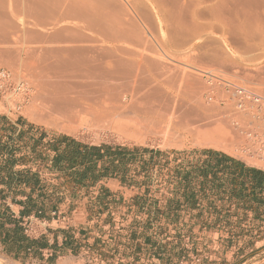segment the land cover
Masks as SVG:
<instances>
[{
    "label": "rangeland",
    "instance_id": "374dc122",
    "mask_svg": "<svg viewBox=\"0 0 264 264\" xmlns=\"http://www.w3.org/2000/svg\"><path fill=\"white\" fill-rule=\"evenodd\" d=\"M84 1L86 0H82V1L79 0L81 4L85 3ZM93 1L96 2V0ZM93 1L89 3L86 1L85 3L86 6L81 5L79 3L80 5L78 7L80 8L83 6L82 9H85V7L89 6V9L86 8L88 10H91L90 8L92 7L96 8L95 6L97 4H100L97 5V7L99 6L108 7V9L105 7L106 10L104 7H103L104 9L99 7L100 9L97 8L95 10L92 8L91 10L92 15L90 14V16H88L85 14L86 17L87 16L89 17V18L87 17L88 19H90L91 17L93 19V16L95 17L94 14L97 13L96 14L97 17L93 19L94 22L96 23V20L98 21L100 19L104 24H102L100 20L99 23L97 22L96 24L101 23L100 25H102L103 27V25L105 26L106 22L110 24V22L112 21L113 22V24L111 22L112 26L114 25V23H116V26L114 25L113 26L114 28L113 30L111 29V31L115 32L114 29L119 28L118 25L120 20L125 19V21H127L129 19L130 21V19L132 18L133 20L135 19L134 21L132 20L133 23L136 22L137 24L139 23L140 25L139 26L135 23V28H134L135 30L132 27V32L138 30L135 32L136 34L141 30L138 29V27L136 26H139V28L141 27L142 30L144 31V34L142 33L143 31L142 32L140 31L142 36V37L140 36V40L142 42L145 39L144 37H147L146 38L147 41L145 39V41H143L145 42L144 44L143 42L140 43L143 44L144 46L152 45L149 46L148 49L147 46L146 48L144 46L138 48V46H136L137 44L135 45L136 40L137 39L139 40L140 33L138 34V38H137V35L135 36L134 32L133 33L131 32L133 35H130L131 39H129L130 37L128 34L129 32L128 33L124 32L126 35L122 33L123 31H120V29L116 30L118 31L116 33L113 32L114 35L116 34L117 36H121L122 38H124V36L128 37L127 38L128 40L125 39L127 42L122 39L123 41H125V43L123 44V48L124 50L130 53H132L133 51L135 53V54L129 53L130 55L126 56V58L129 59L128 61H131L132 63H134V65L139 64L141 67L144 65L143 67L146 70L147 68L150 69V71H152V69H155L157 71V72L154 71L155 73H157L156 75H160L158 72H160L161 69H162L161 71L162 74L163 69L165 70L168 67L167 68L168 70L171 66L173 70L172 69L168 70V72L170 73L169 78L171 77V75L173 76L179 75L181 77L182 76L181 74H185L186 72L187 73L190 72V74H192L191 76L196 77V78L194 77V79H197L198 82L195 80V82L193 83L197 82L194 85L196 86L198 84L197 87L199 89L195 86H192V88L191 86L190 88L185 87L186 84L184 85V82L182 81H179V85H176V83H174V85L170 84L174 88L172 89V87L169 86L168 89L171 90L176 96L178 95L177 96L178 98L181 97L185 100L187 99L190 100L192 99L191 97L192 92H197L194 91L195 88L196 90L200 91V89L203 86L205 87V85L207 84L216 87L217 89H219V92L218 91L215 92L211 96V98H209V101H208L209 96H207L206 98L204 96L205 99H203V101L205 105L208 106L209 103V107H210L213 106V104L216 105L215 103H217L223 110L226 109L230 111L233 110L232 113L235 116H241L248 120H250V117L253 116L252 114H255L257 112L256 110L254 111L253 109L255 108H252L251 106L247 108L245 111H242L240 109L242 105L239 106L237 102L232 100L231 95L226 94L225 88H223V83L224 81H227L239 87L243 86L242 88L250 90L251 92L264 97V52L249 53L247 55V53L245 54L243 49L241 48L242 44H240V42L242 40L239 37L237 38L238 40H236L234 35L232 36L231 34L222 37L218 32L211 33L210 31L205 29V25L203 23H205L206 19L209 17L206 11H203L201 13L202 21H200L199 23L201 25L200 29L196 28V31H194L195 29L194 28H193L194 30L192 29L193 23L188 24V26L191 27V29L193 30L192 31L191 29L187 30L188 28L187 25L185 24L184 27L185 26L186 27L185 28L182 27L183 26L182 23H184V21L182 22L183 19L182 20L180 19L179 16L181 15L179 12L180 10L176 5H174L177 4L176 2L182 3L183 1L186 0H176V1L175 0H150V1L145 0V6L147 5V3L149 4L147 5V7L149 8L144 6L145 10L147 9L145 13L148 14V17L150 15V17L147 19L141 18L142 15L138 14L135 8L132 7L133 6L131 5L132 2L131 4H129L126 0H106V1L97 0L98 3L97 4L94 3L95 5L93 6L92 4H90L93 3ZM164 1L165 3H163ZM167 2L171 4H168ZM101 3L105 5H102ZM172 5L174 7H172ZM156 7H160V10L157 11L156 9L158 8ZM227 7H228L227 11L224 12L225 18L232 19L235 18L234 17L235 14H238V16L242 20L244 19L253 20L254 17L256 18V15L263 16L264 0H228ZM104 10L106 14H107L106 11L108 10L109 12L111 11L110 14H112V16L115 17L114 18L115 22L112 16H110L111 21H106L107 17H105L104 20L105 22H103L102 19L104 18L103 16H105V13H103L102 11ZM122 10H124V12H122ZM92 12L95 13L93 14ZM182 14L183 16H181V18H183L185 15L184 13ZM101 17L103 18L101 19ZM164 17L167 19V21L165 20L166 25H162V23L164 24ZM188 17L189 16H187V18ZM187 18H186L187 21H185L186 23L189 22ZM108 19L110 18L108 17L107 20ZM162 20L163 22H161ZM178 20L180 23L181 22L182 23L181 24L179 23L180 24L179 26L176 25V30H175V26L173 28L172 25H174L175 23L177 24ZM160 23L162 26L160 25ZM107 25L108 24H106V26L103 28L105 29V31L106 29L109 28L107 30L108 32L107 31L106 32L112 33L111 31L109 32L111 25L110 26ZM148 26L151 29V31L148 30L149 29ZM165 26L167 27L170 26L169 27L170 32L169 31H168L169 33L166 32L168 36H166V33H164V31H167L169 28ZM102 27H100L101 29L99 28V30H101L100 32L103 34L105 31L102 32V30H104ZM156 29L160 31L159 32L160 34L158 32H155ZM177 29L183 32H175V31H179ZM190 30L192 32H190ZM188 31H189L188 34L190 33L192 34L191 36H189V38L187 34ZM171 32L172 33L174 32L173 35H171L173 38L170 36ZM177 33L180 34L185 33L183 34V36L186 35V37H183L181 35H179L180 37L178 35H174ZM157 35H159L160 37L158 38ZM132 36L136 39H134ZM14 37H18L19 38L18 41L23 43L26 37H28V35H25L24 31H20L16 33ZM22 37L24 38V40L21 39ZM132 38L133 41L135 42H128V41H132ZM148 38L150 39V41L148 40ZM166 38L167 41L165 40ZM184 39L189 40L190 42L189 45L193 46L192 48L194 51L182 52L181 49L178 50L181 43L183 42V41L181 42V40ZM173 40L175 41V44L177 43V46L173 44ZM156 41L158 44L156 43ZM226 41L230 46H226ZM168 42L172 43L173 45L169 44ZM185 42L188 41L184 40V43L181 46H183ZM140 43H138V45ZM164 43H167L169 46L172 45L171 46L172 48L169 47L168 45L166 46ZM133 44L135 46H133ZM163 44L165 47L163 46ZM131 46H132L131 50L127 49L130 48ZM173 46L175 47V49ZM201 47L203 48L201 49ZM232 47L236 48L238 52H234L233 50H230ZM134 49H136V51ZM196 49L198 51L200 50V52H198ZM201 50L203 52H201ZM197 52L199 54H194ZM137 53L138 54L141 53V54L138 55ZM201 54L204 56V57L202 56V60L199 59L196 61L197 57L201 58L200 57ZM192 58L193 60H191ZM140 60L141 62H139ZM159 60L160 62H158ZM149 61H151L152 63L156 62L157 64L153 63L154 65H150ZM228 64L229 65L231 64V66H229ZM13 67L16 68L14 69ZM160 67H164V68H160ZM156 68L157 69L160 68L159 69L160 71L157 70ZM177 68L179 69L182 68V69L179 70ZM3 70H5L7 73L15 77L22 78V80L26 83L27 87H29V89L31 88V90L33 89V96H37L38 92L40 91L38 86L39 82H37L38 80H36L34 76L36 73H37L36 75H38V70H31L34 73L36 71V73L34 74L33 72L30 71V69H28L29 72L27 70L24 71L25 70L24 67L21 66L17 67L14 65L6 64L5 62L3 63L1 61L0 71ZM171 70L172 72L175 70L174 73L171 74ZM154 72L152 71L153 74ZM180 72L182 73L179 74ZM29 73L32 75H30ZM168 74L166 75L168 76ZM207 74H212L213 76H215V78H209ZM166 79H168V77ZM181 82L184 86L181 84ZM211 82L213 85L211 84ZM199 83H201L200 85H202V87L199 86ZM179 86L183 88L181 89L179 88ZM204 87L202 88L201 92H203ZM184 90H189V92L185 91V93L182 94ZM190 90L192 91L191 93ZM180 91L183 92L180 93ZM187 93H189L190 95L188 96ZM217 93L218 94L223 93V94L219 96L217 95ZM28 100L30 101V99L27 98L25 102L19 103L15 98H13L11 93L8 92L5 87L3 88V85L2 87L0 86L1 143L4 145L9 143L13 146H19L21 148L20 149L21 151L19 153H21L22 155H20V157H16V159L18 160L20 158H25L24 162L20 163L19 165H31L32 167L41 166L42 172L44 171V173H46L44 175L45 179L49 180L47 182V184L49 185H47L44 189L46 191L45 192L46 197H44L42 202L43 205L46 204V210L43 212L44 214L42 215V218L47 220L49 227L47 228L46 233L43 236L39 237L38 239L28 237L25 234V232H24V236L30 240L35 241V240H46L48 236H51L55 233L58 236L62 237L65 236V234L67 233L74 236L75 234L80 232L81 235L80 238L85 236V239L82 238L83 242L85 243L82 244H86V246L80 245L79 239H76L71 243L72 246H74V251L72 252V254H69L67 252V249H69L68 246L65 245V242H63L62 239H59L58 241H55L53 245L55 247H58V244L56 242H59L60 244L62 243L61 247H59V249L61 250H55L56 248H54L55 252H60L59 254L54 255L55 254L54 253L53 256L48 257L50 252L42 251L39 253L40 255L32 257L25 253H22L18 256L13 252L6 251L2 245L0 246L1 263L3 264H114L112 260H115V258H119V260L131 258L133 260L132 261L133 264H158L155 261L152 262V260L158 259L157 255L160 252V264H264V203L261 205H258L254 202L251 203L250 207L252 208V210L254 208L255 211H258L257 214L259 216L256 215L250 218H242V219L238 218L237 220L235 218L223 219V221H226V223L230 224V226L236 227L235 224L236 222H238L241 223V225L244 224L249 229H245L248 230V232L237 231L238 233L232 235V237L234 238L233 243L236 242L235 244L238 246L241 244L240 249H237V251L227 250V253H231L235 251L234 255L228 254V257H226L227 254L223 253L224 256L226 255L225 257H220L217 261H210L209 259L210 256L209 253L211 251L210 249L206 250L204 247H201L200 245H193L194 242L195 244L201 242L199 241L200 239H206V237L201 235L202 232L200 230L198 231L197 227H199V225L201 224L206 225L207 223H209V220L207 219V222H205L206 221L205 217H198V215L197 214L194 215L192 211L204 210V208L208 206V201L206 200L207 195H210L211 192L208 191L209 188L204 191L201 190L200 180L193 181L190 186L186 185L184 181V178L187 175V173L189 171L192 172L193 170L192 168L194 166L195 167L199 166L201 162L200 160H205L203 156L204 151H213L218 154L233 156L237 159L242 160L248 165L259 168L261 171L264 172V168H262V166H256L255 164H252L238 153L237 154L231 153L222 149L209 147V146L207 147L198 146V145L196 146L191 142H186V143L184 142L182 144L177 140L170 138L165 139L160 135L144 134V135H138L137 137L138 139L136 138L132 139L128 136L126 137V135L124 134L113 132L111 129H109V127H107L106 129L103 128L102 126H89V127L82 126L78 129V131H76V133L69 134L52 125H48L44 122H40L36 119H32L28 115V110L30 103H32L33 101L31 100L29 103ZM210 101H212V103H210ZM232 103L235 104V106L233 108L228 107ZM18 107H21L20 108L21 110H18ZM238 113L240 115H238ZM2 115H9L12 119H14V125L11 124L10 126H7L8 122L4 120V117ZM17 125L21 128V132L19 133L18 136H16V132L18 130ZM253 125L250 127H254L256 124L254 126ZM258 125L261 126L259 127V129L264 133V126L262 125V122L259 121ZM62 136L71 138L76 142L87 145L89 147L99 148L105 146L107 148H111L113 152H120L121 154H125L122 157L124 159L123 164L120 163V161L113 164L110 162V160L107 159L97 164L98 167L96 169V173H95L96 175L104 165L112 167L113 164V166L116 167V170H119V172H117L118 174L116 173L118 177L115 179H118L120 181L121 183L120 188H118V186L115 185H110L111 188H113V191L116 192V194L112 193L105 185H100L99 186L100 188H97L93 191V192H98L97 195L88 194L87 189L84 191L85 193L83 192L82 195V192H79L80 189L76 188V190H74L71 186L72 184L70 185L66 184L65 181L66 178H69V182L71 183L74 181L71 178V176L67 174L74 173L77 171L78 172L82 171L84 170V167L77 168L75 171H69L68 173L64 171L61 172L52 169L55 152L51 145L54 144L55 141ZM258 137L256 138L260 140L261 138ZM255 143L256 144H253L255 146H252L251 148L247 147L244 152L247 151L248 153L247 152L246 153L248 154V156L251 157L256 156L255 158L263 160L261 158L263 152L261 151H263L264 149L262 150L260 147L261 150H257L255 147L258 146L259 142L257 141ZM190 165H193V167ZM38 171L39 170L37 169V172ZM37 175L40 176L39 174ZM99 181H104V179ZM85 183L90 184L86 186L92 187V183L90 182V180H87ZM113 194H115L116 197H113ZM160 194L162 195L174 194L175 198L176 197L182 198L183 201L179 200L177 202H172L169 207V203L165 204L164 201H160ZM192 194L196 195V199H195L196 201L190 202V200L189 201L184 200L186 196H192ZM90 195L91 197H94L93 200L90 197ZM68 196H70L71 198H75V200H79V199L83 200L85 197H88V201L90 202L88 205H91L92 207L90 208V212H89L90 216L87 223L85 225H82V227L85 228L84 231L83 230L78 231L77 229L78 226L76 225V223L80 222V220L82 221L80 217H77L73 221L71 215L66 212H63V210L61 211L56 209L50 210V208L52 207L55 208V206L57 205H63L65 203L66 197ZM60 198H62V200H60ZM37 200L41 201L42 197L36 198V201ZM229 207L230 208L235 207V210L238 209L240 210L243 208L242 206L239 205L235 206V202L230 204ZM164 208H167L168 211L170 212L171 210L174 211L175 212L174 217H172L170 213L169 216L160 218V211ZM41 210L43 211V209ZM45 212L49 214H45ZM51 212L52 213L59 212L60 214L58 213L56 216H53ZM177 213L178 215H176ZM189 213L192 215L189 216L190 215ZM144 214L146 216L149 214V216L148 217L142 216ZM229 220L232 223H229ZM82 222H84V220ZM173 225H175L176 227L173 228L172 227ZM176 228L177 230H175ZM239 228H241V226H239ZM225 235L227 234L224 233V236ZM80 246L84 247L83 251L81 250ZM123 262L124 261H122L121 264H125Z\"/></svg>",
    "mask_w": 264,
    "mask_h": 264
},
{
    "label": "bare ground",
    "instance_id": "6f19581e",
    "mask_svg": "<svg viewBox=\"0 0 264 264\" xmlns=\"http://www.w3.org/2000/svg\"><path fill=\"white\" fill-rule=\"evenodd\" d=\"M86 1L89 3L93 0ZM86 1L84 2L86 3ZM126 1L129 4L132 2V7L135 8L138 14L143 16H141V18L147 19L150 17V15L148 17V14L145 13L147 10H145V7L149 5L147 3L145 6V0ZM79 3L81 4L79 0H0V62L2 61L3 63L5 62L6 64L17 67H24V71L27 70L28 72V69H30V71L38 70V75H36V71V74L33 71L31 72L35 74V76L34 74L33 76L38 80L37 82H39L38 86L40 91H37V96H33V89L31 90V88L29 89L27 85L23 84L24 81L22 78L15 76H13V81H10V83H13L12 85L8 82L2 85L19 103L25 102L27 98L33 101L30 103L28 100L30 103L28 115L32 119L52 125L69 134L76 133L82 126H102L106 129L109 127L113 132L124 134L126 137L128 136L132 139H138V135L144 134L160 135L165 139H174L182 144L184 142H191L196 146H209L231 153H238L252 164L264 168V133L259 129L261 126L258 125L259 121L257 119L250 117V120H248L241 116H235L232 113L233 110H223L217 103L210 107L209 103L208 106L205 105L203 99L209 96V101V98H211L215 92H219V89L206 84L205 87L203 86V92H201L203 87L200 85L201 83H199V86L202 88L200 91L196 90L195 87H197L198 84L196 86L194 84H196L198 80L194 79L195 76H191L192 74H190V72H186L185 74H181L182 72H180L179 74L182 75L181 77L179 75H171L169 78L170 73L168 70L172 69L171 66L168 70V67L165 70L163 69L164 74L163 72L161 74L162 69L161 71L159 70L164 67H160L159 69L156 68L160 71L158 72L160 75H156L157 73L155 72L157 71L155 69H152L153 72L155 71L153 74L150 69L147 68L146 70L143 67L144 65L142 67L139 64L134 65V63L128 61L129 59L126 58V56L130 54H135L134 51L132 50L133 52L131 51L132 53H130L123 48V44L126 41L125 39L128 37L123 35L124 38H122L116 34L114 35V31H111V29L113 30L114 28L113 26H116V23L112 26L113 22L110 17L112 16V14H110L111 11L109 12L108 10L106 11L107 14L105 13L108 7L105 6V8L103 6L105 10L102 12L105 13V16H103L104 18L101 17V19L103 18L102 20L105 22V17L110 18L108 20L106 18V21H111L112 24L111 22L110 24L106 22L105 26L106 24H108L107 26L111 25L112 27L110 26L109 32L111 31L112 33H107L108 27V29H106L107 32L105 31L103 28L105 26L103 25L102 27V25H100L102 23L100 19V24H96L97 22L99 23V20H96V23L94 22L93 19L97 17V13L94 14L95 12H92L95 17L93 16V19L92 17L88 19L92 8L95 10L100 7H97V5H100L97 4V0L96 2L93 1V3H90L93 6L97 4L95 6L96 8L92 7L90 8L91 10H88L89 6L85 7V3L81 4L85 5V9H82L83 6L79 8ZM163 3H165V1ZM176 3L178 5H174L180 10V19H183L182 22L184 21V23L181 22L183 24L182 27H184V24L187 25V30L191 29V27L188 26L189 23H193L192 29L194 28V31H196V28L200 29L201 25L199 23L202 21L201 13L206 11L209 17L206 19L205 23H203L204 21L202 22L205 25V29L211 33L218 32L222 37L229 34L232 36L234 35L236 40H238L237 38L239 37L242 40L240 42V44H242L241 48L247 55L249 53L264 52V13L263 16L256 15V18L254 17L253 20L244 19L247 21L245 22L238 14H235V18L232 19L224 17V12H226L228 8V0H186L182 3ZM103 7L101 6L100 8ZM172 7L174 6L172 5ZM156 8L157 11L160 10V7ZM124 10H122V12H124ZM182 13L185 14L184 17L186 15L189 17L187 18L186 16L185 19L184 17L181 18V16H183ZM85 14L88 15V18ZM112 18L115 22V17L112 16ZM186 18L189 21L187 23L185 22L187 21ZM132 20V18L130 21L129 19L127 21H125V19L120 20L118 29L123 31L122 33L129 32V36L133 35L132 33L134 31L132 32V27L133 29L135 28L136 22L133 23ZM165 20L167 21L164 17V24L162 23V25H166ZM161 22H163V20ZM179 23L178 20L177 24L175 23L172 25L173 28L175 26V30L176 25L179 26L181 24ZM98 25L104 29L102 32L105 31L107 34L105 32V34H102ZM137 25H139V23ZM139 26L136 27L141 29L140 31L142 32L143 30L141 27L139 28ZM169 27L170 26L167 28ZM118 29L115 28L114 33L118 32L116 31ZM148 30L151 31L150 28ZM156 30L155 32H160ZM191 30L190 32L193 31ZM20 31H24L25 35H28V37H26L27 40H24L23 37L21 38L24 40L23 43L18 41V37H14L15 34ZM140 31L136 34L134 32L137 38ZM168 31L170 32V28L164 31V33ZM175 32L183 31L179 30ZM142 33L144 34V31ZM173 33L171 32L170 36L173 35ZM188 33L189 31L187 34ZM183 34L185 33H177L174 35L183 36ZM191 35V33L188 34V38ZM140 36L141 33L139 35V40L137 39L135 43L138 48L144 46L143 44L145 42L143 41L147 38L144 37L145 39L142 41L143 44H141ZM157 36L158 38L160 37L159 35ZM166 36H168L167 33ZM183 37H186V35ZM133 38L132 41L128 42H135ZM129 39H131V36ZM148 40L150 41L149 38ZM165 40L167 41V38ZM184 40L188 42H185V44L181 46ZM184 40H181V42L183 41L182 43L179 41L181 45L178 44L180 45V47L178 46V50L181 49L182 52L194 51L192 48L193 46L189 45V40ZM138 43L140 44L138 45ZM168 43L172 44L170 42ZM164 44L166 46L168 45L167 43ZM173 44H175L174 40ZM135 45L133 44V46ZM172 45L168 46L171 47ZM175 45L177 46V43ZM146 46L147 45L144 47L146 48ZM149 46L152 45H148L147 49ZM226 46H230L227 41ZM131 48L132 46L127 49L131 50ZM202 48L203 47H201V49ZM134 50L136 51V49ZM230 50L238 52L234 47ZM198 52H200V50ZM198 52L194 54H199ZM201 52L203 51L201 50ZM202 56L201 54V58L197 57L196 61L199 59L202 60ZM191 60H193V58ZM139 62H141V60ZM158 62H160V60ZM149 63L150 65H154L156 62H153V64L149 61ZM229 66H231V64ZM172 70L171 74L175 71L172 72ZM166 74H168V76ZM165 77H168V79ZM195 80L197 82L193 83ZM179 81L184 82V85L186 84L185 87L190 88L191 86L192 88V86H195V90H193L197 92H192V89L190 90V93L192 92V99L189 98L191 101L181 97L178 98V95L176 96L168 89L169 86L172 87L170 84L174 85V83H176V85H179ZM173 88L174 87H172V89ZM179 88L182 89L183 87L179 86ZM185 91L189 92V90H184V92L180 91V93L183 92L182 94H184ZM187 94L188 96L190 95L189 93ZM222 94L217 93L219 96ZM210 103H212V101H210ZM237 104L239 106L242 105L240 109L248 106L245 102H237ZM234 106L235 104L232 103L228 107L233 108ZM238 115L240 114L238 113ZM252 125L254 127H250ZM258 136L261 138L260 140L256 138ZM257 141L259 144L255 148L257 150H263L261 151L263 152L261 156L263 160L255 158V155V157L248 156V152H244L247 147L251 148L255 146L253 144H256L255 142ZM0 264L3 263L0 261Z\"/></svg>",
    "mask_w": 264,
    "mask_h": 264
},
{
    "label": "crops",
    "instance_id": "0c3cea01",
    "mask_svg": "<svg viewBox=\"0 0 264 264\" xmlns=\"http://www.w3.org/2000/svg\"><path fill=\"white\" fill-rule=\"evenodd\" d=\"M4 117V120L8 122L7 126H10L11 124L14 125V119H12L9 115H2ZM18 130L16 132V136L19 135V133L21 132V128L17 125ZM6 147L11 151L14 150L15 151V158L16 157H20V155H22L21 153H19L21 150V148L19 146H13L11 144H6ZM0 155V162L2 163L3 159L6 158L7 155ZM228 157L234 159L237 162H241L245 165V167L247 168H254V169H258L257 167L248 165L247 163L243 162L240 159H237L233 156L227 155ZM205 160H203V162H207V170H208V178L209 180H212L213 182H215L216 185H220L221 187H223V191L218 192L215 191V189H213L210 193V195H207V201H208V206L204 208V210H195L192 211V213L194 215H198V217H205L207 222V219L209 220V223H207L206 225H199L198 231L200 230L202 233L201 235L206 237V239H200L198 244H195V242L193 243V245H200L201 247H204L206 250L210 249V256L209 259L210 261H217L220 257H225L223 255V253H226L228 257V254L230 255H234L235 251L231 252V253H227V250H236L240 249V245H236L234 242V238L232 237V235H235V233H238L237 231L240 232H248V230L245 229H249L248 227H246L244 224L241 225V223L236 222V227L234 226H230V224H227L226 221H223L224 218H235L236 220L238 218L242 219V218H250L252 216H256L258 215L257 212L255 211L254 208L252 210L251 203L254 202V200L252 199L254 197L253 193H252V189H253V177L247 174L244 175H239V172L241 170V168L237 165V163H233L231 161H227V160H223L220 157L217 156H204ZM201 165V164H200ZM37 169L39 170L37 172ZM30 170L32 175L35 174H39V179H40V187L38 188V190L36 191V193L33 195V198L36 200L37 195L41 194L43 195L42 200L40 201H36V203L38 204V206L36 208H34V211L31 213V215L37 213V212H42V215L44 214L43 212L46 210V204L43 205V199L44 197H46L45 195V187L49 184H47V182L49 180L45 179V174L44 171L42 172L41 170V166H36V167H32L31 165H19L17 164L14 168V171H27ZM43 174V175H42ZM52 175V174H51ZM173 179V177H172ZM235 180L237 183L236 185V189L238 191L240 190H244L243 194L239 197L232 196V191L234 190L233 186H231V182ZM66 184H69V178H66ZM70 184H72V188L74 190L80 189L79 192H83L87 189L88 194L91 195H97L98 192H93L95 189L100 188V185H105L112 193H115L113 191V188H111L110 185H115L118 186V188H120V181L118 179H104V181H97V183L95 185H93L92 183V187H88L86 185H90L87 184L85 182H82L80 184L76 183V182H70ZM78 186V187H77ZM82 186V187H81ZM3 186H0V189H2ZM22 189H25L27 192L30 193V188H26L25 186H22ZM85 193V192H84ZM113 194V197H116V195ZM29 195V194H28ZM62 195V194H61ZM90 195V197H91ZM27 195L26 196H17L16 200L18 201H27ZM92 200L94 199V197H91ZM126 199V198H125ZM60 200H62V198H60ZM183 201L182 198H178V197H174V194L171 195H162L160 194V201H164L165 204L169 203V207L170 204L172 202H177V201ZM184 200H191V196H186L184 198ZM217 202V203H216ZM235 202V206L239 205L242 206V209H238L235 210L234 208H230V204ZM3 203L6 205V207H9L12 213V217L14 219H20L21 217H25L26 215H24V212L26 211V204H16L13 202V197H9L7 198L5 201H0V204ZM90 202L88 201V197H85L83 200L79 199V200H75V198H71L70 196L66 197L65 199V203L63 205H57L52 208H50V210L56 209V210H63V212H66L68 214L71 215L72 220L74 221L77 217H80L82 219V221L84 220V222H82L80 220V222L76 223V225L78 226V231L81 230H85L84 227H82V225H85L89 219L90 216V208L92 207L91 205H88ZM247 208V209H246ZM43 209V211L41 210ZM250 209V210H249ZM147 212V210H146ZM52 213V212H51ZM50 213V214H51ZM171 213V216L174 217L175 212L171 210L168 211L167 208H164L160 211V218L162 217H167L169 216ZM45 214H49L46 213ZM53 214V213H52ZM150 214V213H149ZM149 214L146 216L145 214L142 216L148 217ZM154 214V213H153ZM190 214V213H189ZM178 215V213L176 214ZM192 214H190L189 216H191ZM236 216V217H234ZM229 223L230 222L229 220ZM240 224V225H239ZM239 226H241V228H239ZM173 228L176 227L175 225L172 226ZM177 230V228L175 229ZM224 233L227 234L224 236ZM231 235V236H230ZM230 236V237H229ZM80 232H78L77 234H75L74 236H72L71 234L67 233L65 234V236H58L56 233L48 236L46 238V240H35L36 244L35 246L31 247V249L29 250V256H38L40 255L39 253L42 251H48L50 252V254L48 255V257H51L56 254H59L60 252H55L54 248H56L55 250H61L59 249V247H61V244L59 242H56L58 244V247L53 246L55 241H58L59 239H62L63 242H65V245L68 246L69 249H67V252L69 254H72V252L74 251V246H72V242L76 239H79V243L80 245H85L86 244H82L85 243L83 242L82 238L85 239V236H83L82 238H80ZM86 241V240H85ZM195 241V240H194ZM76 242V241H75ZM78 242V240H77ZM76 242V243H77ZM0 246H2L0 244ZM81 247V246H80ZM84 247H81V250L83 251ZM223 255V256H222ZM158 259L156 260H152L155 261L156 263L160 264V252L158 253ZM208 257V255H207ZM122 261H124L123 263L125 264H133L132 263V259L131 258H127V259H123V260H119V258H115V260H112V262H114V264H121ZM143 261V260H142ZM150 262V263H152Z\"/></svg>",
    "mask_w": 264,
    "mask_h": 264
},
{
    "label": "trees",
    "instance_id": "16d2710c",
    "mask_svg": "<svg viewBox=\"0 0 264 264\" xmlns=\"http://www.w3.org/2000/svg\"><path fill=\"white\" fill-rule=\"evenodd\" d=\"M51 146L55 152L52 169L68 173L69 171H75L77 168L84 167V170L82 171L67 174L78 184L86 182L87 180H90V182L94 184L99 180L117 178V172H119V170H116V167L113 166V164L119 161L123 164L124 159L122 157L125 155L120 152H113L111 148L105 146L99 148L89 147L65 136L60 137ZM15 154L14 150L10 151L6 145L2 144L0 141V155H7L2 163L0 162V186H3V188L0 189V201H5L9 197H13L14 203L26 204V211L24 212V215L26 216L21 217L19 220L12 217L9 207H6L3 203L0 204V244L3 245L6 251L13 252L19 256L22 253L29 255V250L36 244L34 240H30L24 236L22 220L31 216L34 208L38 206L33 195L40 187V179L37 174L32 175L30 170L14 171L15 166L25 160V158L17 160ZM203 156H217L223 160L237 163L241 168L239 175L247 174L253 177L252 193L254 197L252 199L254 200V203L258 205L264 203L263 171L254 168H247L243 163L237 162L226 155L218 154L213 151H204ZM105 159L110 160V162L113 163L112 167L104 165L96 175L97 164L103 162ZM200 161L201 165L199 166L193 167V165H190L193 167V170L192 172L189 171L184 178L186 185L190 186L193 181L200 180V188L202 191L209 188L208 191L210 192L213 189L218 192H224L223 187L216 185L215 182L209 180L207 162H203V160ZM236 183L235 180L231 182V186H233V188L235 187L232 191L233 197L241 196L244 191H238L236 189ZM68 185H70V182ZM22 186L30 188V193L25 189H22ZM20 195H27V201L23 202L16 200V197ZM39 197H43V195L38 194L37 198ZM195 199L196 195L192 194L190 202L196 201Z\"/></svg>",
    "mask_w": 264,
    "mask_h": 264
},
{
    "label": "built area",
    "instance_id": "2783aa9c",
    "mask_svg": "<svg viewBox=\"0 0 264 264\" xmlns=\"http://www.w3.org/2000/svg\"><path fill=\"white\" fill-rule=\"evenodd\" d=\"M207 75H209L208 76L209 78H215V76H213L212 74H207ZM11 80L13 81V75L7 73L5 70L0 71V86L1 87H2V84L6 82L10 83ZM10 84L12 85L13 83H10ZM23 84L26 85L25 82H23ZM223 88H225L226 94L231 95L232 100H234L235 102H247L249 104V106H247L246 108L245 107L242 108L241 109L242 111H245L250 106L252 108H255L253 110H256L257 112L253 114L252 117L262 122V125L264 126V97L263 96L255 94L251 92L250 90L236 86L233 83L227 82V81H224ZM20 108L21 107H18V110H21ZM58 213L59 212H53V216H56ZM22 227L24 229L25 234L28 237L38 239L39 237L43 236L46 233V230L49 227V224L47 220L42 218V212H37L27 218H24L22 220Z\"/></svg>",
    "mask_w": 264,
    "mask_h": 264
}]
</instances>
